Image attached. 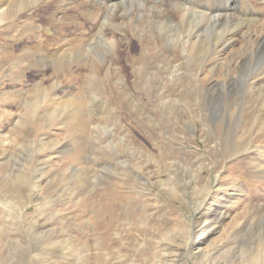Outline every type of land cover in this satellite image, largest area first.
<instances>
[{"label": "rangeland", "instance_id": "obj_1", "mask_svg": "<svg viewBox=\"0 0 264 264\" xmlns=\"http://www.w3.org/2000/svg\"><path fill=\"white\" fill-rule=\"evenodd\" d=\"M50 3L0 22V264H264V96Z\"/></svg>", "mask_w": 264, "mask_h": 264}, {"label": "bare ground", "instance_id": "obj_2", "mask_svg": "<svg viewBox=\"0 0 264 264\" xmlns=\"http://www.w3.org/2000/svg\"><path fill=\"white\" fill-rule=\"evenodd\" d=\"M41 1L0 0V22L8 15H15L17 18L27 13L31 16L35 9L33 7ZM48 1H53L54 5L51 3L49 5L55 8L53 13L51 12L53 17L50 18V22L59 24L61 20L59 21L58 15L68 8H73L76 13L79 12L80 15L85 16V19L91 21L93 32L87 35L84 43L95 41V46L99 49L113 48L119 42L121 43V40L110 34L118 30L123 38L130 35L137 40L140 38L143 43L149 42L162 48H170L173 53L167 56H178L177 58L184 59L189 57L196 64L201 59L205 64L203 70L218 74L214 79V85L220 90L224 82L232 86L238 80L247 81L250 84V91L264 96V89L256 88L257 84L264 83V64L260 65L254 75L247 77L244 74L248 67H251L252 58L264 51V0H163L167 8L173 10L175 17H178L177 21L174 20L175 22L169 19L173 15L170 16L166 10L162 13L155 4V18H151V10L154 8L147 6L148 3L145 1L148 0H45V5ZM122 28H125L126 32L125 30L122 32ZM47 29L44 32L50 33L51 29ZM96 47L89 46L86 48L88 51L83 50V53L86 51L85 53L89 55L88 59L91 58L89 60L91 63L100 65L101 61L104 63L106 60L103 56L105 54L99 53ZM62 48L63 46L56 48L53 55L60 56ZM36 49L38 50V47ZM101 67L104 68L103 70L111 68L105 64ZM89 68L91 73L93 67L89 66ZM173 70L169 77L175 79L180 70L178 64ZM209 72H206L207 75ZM89 76L90 74L88 78ZM68 77L70 80L75 79L72 75ZM53 84H59L56 77ZM69 101L71 100H66L65 103ZM201 206L202 204H198L196 210H200Z\"/></svg>", "mask_w": 264, "mask_h": 264}]
</instances>
